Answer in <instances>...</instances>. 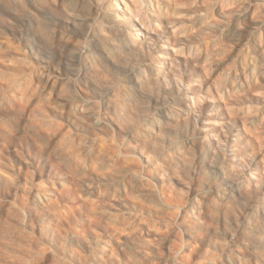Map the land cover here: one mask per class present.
Masks as SVG:
<instances>
[{"label":"clouds","instance_id":"9594fccd","mask_svg":"<svg viewBox=\"0 0 264 264\" xmlns=\"http://www.w3.org/2000/svg\"><path fill=\"white\" fill-rule=\"evenodd\" d=\"M0 264H264V0H0Z\"/></svg>","mask_w":264,"mask_h":264}]
</instances>
